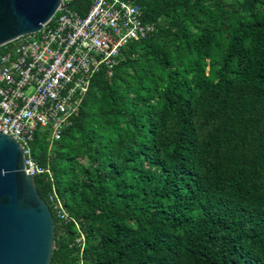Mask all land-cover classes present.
<instances>
[{"label":"trees","instance_id":"trees-1","mask_svg":"<svg viewBox=\"0 0 264 264\" xmlns=\"http://www.w3.org/2000/svg\"><path fill=\"white\" fill-rule=\"evenodd\" d=\"M127 1L155 30L31 142L51 264H264V0Z\"/></svg>","mask_w":264,"mask_h":264},{"label":"built area","instance_id":"built-area-1","mask_svg":"<svg viewBox=\"0 0 264 264\" xmlns=\"http://www.w3.org/2000/svg\"><path fill=\"white\" fill-rule=\"evenodd\" d=\"M154 30L133 1L92 0L86 16L71 7L62 8L41 31L22 36L12 47L4 45L0 50V132L22 144L30 174L46 171L32 155L36 133L48 131L51 142L61 139L97 72L105 68L112 76L123 49ZM52 200L60 220L73 219L60 199ZM80 232L77 242L85 246V234Z\"/></svg>","mask_w":264,"mask_h":264},{"label":"water","instance_id":"water-1","mask_svg":"<svg viewBox=\"0 0 264 264\" xmlns=\"http://www.w3.org/2000/svg\"><path fill=\"white\" fill-rule=\"evenodd\" d=\"M77 0H0V47L41 31ZM56 221L22 144L0 132V264H51Z\"/></svg>","mask_w":264,"mask_h":264},{"label":"rangeland","instance_id":"rangeland-1","mask_svg":"<svg viewBox=\"0 0 264 264\" xmlns=\"http://www.w3.org/2000/svg\"><path fill=\"white\" fill-rule=\"evenodd\" d=\"M9 44L11 45V47L14 46V45H16L15 41H13V42H11V43H9ZM2 48H4V46L0 47V50H1Z\"/></svg>","mask_w":264,"mask_h":264}]
</instances>
